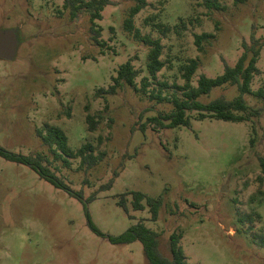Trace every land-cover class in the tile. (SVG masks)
Masks as SVG:
<instances>
[{
  "label": "rangeland",
  "instance_id": "374dc122",
  "mask_svg": "<svg viewBox=\"0 0 264 264\" xmlns=\"http://www.w3.org/2000/svg\"><path fill=\"white\" fill-rule=\"evenodd\" d=\"M110 1L95 21L104 43L98 47L88 34V15L82 10L72 19L63 0H0V30L18 29L20 42L14 61L0 60V146L15 154H40L72 191H81L84 198L93 195L87 209L104 234L117 236L141 222L158 233V249L166 258L168 236L180 232L191 264H264V248L254 240L264 235V174L258 161L264 159V112L240 123L195 120L192 113L189 127L148 124L139 129L146 118L169 113L171 105L150 101L127 86L104 100L94 95L112 84L118 66L128 60L139 72L137 85L146 76L147 48L123 30L132 1ZM199 2L166 0L158 5L148 0L133 17L142 35L162 45L164 67L157 82L183 85L179 67L196 58L195 86L200 75L214 78L223 63L234 65L252 28L256 38L264 39V0L237 5L219 0L225 7L221 12H209ZM181 22L184 30L179 29ZM156 23L171 31L160 34ZM201 33L214 37L203 43L200 53L193 41ZM257 67L253 91L264 87V46ZM155 83L147 90L156 89ZM173 93L181 95L173 88L161 94L170 98ZM236 95L235 86L225 85L199 100ZM243 98L251 108L260 106L250 95ZM85 106L98 117L93 132L87 131ZM44 125L60 128L71 150L88 142L95 154L104 152L105 157L86 173L77 169L78 159H70L64 168L35 134ZM111 179L110 187L102 189ZM129 192L161 197L158 219L150 221L147 208L131 210L130 195L126 213L117 202ZM0 264L148 263L138 242L111 245L92 234L77 200L28 167L0 158Z\"/></svg>",
  "mask_w": 264,
  "mask_h": 264
},
{
  "label": "trees",
  "instance_id": "16d2710c",
  "mask_svg": "<svg viewBox=\"0 0 264 264\" xmlns=\"http://www.w3.org/2000/svg\"><path fill=\"white\" fill-rule=\"evenodd\" d=\"M132 5L126 12V17L123 21V30L129 35L133 41L142 44L147 48L145 71L146 76L140 79L139 85L136 84L135 79L139 72L133 67L131 61L128 60L120 64L115 71V76L111 77L112 84L107 88H99L95 91V96L105 99V96L114 95L117 90L123 86L130 87L134 92L147 96L152 101L158 103L165 102L171 105V111L164 115L158 114L155 117H148L138 128L144 131L148 124L159 129L175 128L179 126L189 127L191 114L194 113L195 120L213 119L224 122H249L258 118L264 112V87L255 91L251 89V83L254 76L260 73L257 62L260 56L262 47L264 46V39L256 38L253 28L249 36V42H242V52L237 58L233 66H228L223 63V70L220 75L214 78H208L200 75L196 81V85H191V78L198 68V59H188L186 63L179 67L180 78L183 85L178 86L172 84L169 86L165 82H157L156 74L164 67V62L161 61L160 56L162 52V45L159 39H152L148 35H142L140 31L133 25V17L141 10L146 8L149 3L148 0H131ZM198 6L205 10L224 11L225 7L221 5L219 0H197ZM234 5L244 3L246 0H232ZM158 5H164L166 0H157ZM110 0H63V8L67 10L69 16L73 19L79 11H84L88 15L89 27L88 34L90 40L98 47H103L104 43L99 40L100 32L95 24L96 20L101 19V11L107 5H110ZM153 17L146 18L145 22L152 21ZM160 34L165 35L171 29L160 23L153 25ZM178 28V27H175ZM174 28V29H175ZM179 29L184 30L185 24L180 23ZM217 29V23H215ZM214 37L211 33H201L194 35V46L197 51L201 53L203 50V43ZM152 82H156V89L147 90ZM225 85L235 86L237 95L231 100H226L223 97L215 98L207 103H202L199 98L201 96H208L211 90L215 87H222ZM167 88H173L180 92V97L173 93L170 98L162 96V91ZM250 95L260 102L257 108L247 106L243 96ZM86 115L85 123L87 131H95L98 124L97 116L88 113V107L85 106ZM142 114L139 115L141 118ZM35 134L39 137L42 145L47 148V151L52 155L53 160L60 161L64 168H69L70 159H78L79 171L86 173L93 168L98 162L105 157L104 152L95 154L92 144L83 143L75 151L71 150L67 145V137L64 132L56 127L44 125L43 129H36ZM100 141V139H99ZM252 143V139L249 141ZM0 158L5 161L15 164L23 165L32 170L40 179L46 181L56 189L65 191L68 196L77 200L84 211L86 225L89 231L105 240L111 245H126L133 242H138L142 247V252L148 264H191L187 261L182 247L180 245L181 233L172 232L168 236V250L169 258L164 257L158 249V233L147 228L143 223L128 227L123 233L112 236L101 232L90 218L87 203L93 200V195L84 198L81 191H72L54 171L44 164L43 156L36 155H21L9 152L0 146ZM261 172L264 174V159L258 158ZM113 177H117V173H113ZM112 179L102 186V189L109 188ZM130 195V207L133 211H142L144 208L148 209L150 221L158 219V211L162 204L161 197L151 198L140 192H129L119 195L117 204L127 213L126 196ZM131 218V216H129ZM250 221V217L247 218ZM255 242L264 248V235L254 236Z\"/></svg>",
  "mask_w": 264,
  "mask_h": 264
},
{
  "label": "water",
  "instance_id": "95a60500",
  "mask_svg": "<svg viewBox=\"0 0 264 264\" xmlns=\"http://www.w3.org/2000/svg\"><path fill=\"white\" fill-rule=\"evenodd\" d=\"M19 45L18 29L0 30V60L14 61Z\"/></svg>",
  "mask_w": 264,
  "mask_h": 264
}]
</instances>
